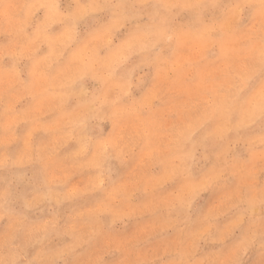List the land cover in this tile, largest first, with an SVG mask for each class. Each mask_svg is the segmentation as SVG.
<instances>
[{"label":"rangeland","instance_id":"374dc122","mask_svg":"<svg viewBox=\"0 0 264 264\" xmlns=\"http://www.w3.org/2000/svg\"><path fill=\"white\" fill-rule=\"evenodd\" d=\"M0 264H264V0H0Z\"/></svg>","mask_w":264,"mask_h":264}]
</instances>
